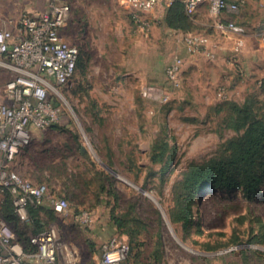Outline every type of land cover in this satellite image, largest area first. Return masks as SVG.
<instances>
[{
    "label": "rangeland",
    "instance_id": "obj_1",
    "mask_svg": "<svg viewBox=\"0 0 264 264\" xmlns=\"http://www.w3.org/2000/svg\"><path fill=\"white\" fill-rule=\"evenodd\" d=\"M231 1L237 11L215 14L208 4L188 11L185 0H168L157 17L153 10L143 16L146 24L125 0L67 1L71 21L62 34L80 48L77 71L68 86L50 92L57 127L33 128L31 145L13 164L24 179L46 184L49 198L67 201L63 213L48 203L38 212L42 232H57L65 264H97L114 238L130 243L139 264H264V244L253 242L256 219L264 220V176L253 194L201 191L187 228L174 216L185 174L231 156L250 125L264 121V104L244 110L237 99L239 53L264 49V0ZM178 3L188 17L182 31L167 22ZM219 53L231 68L222 70ZM179 59L172 79L167 70ZM11 79L0 68V85ZM4 200L0 195V205ZM9 225L26 254L29 239L34 256L37 226L22 218Z\"/></svg>",
    "mask_w": 264,
    "mask_h": 264
},
{
    "label": "built area",
    "instance_id": "obj_2",
    "mask_svg": "<svg viewBox=\"0 0 264 264\" xmlns=\"http://www.w3.org/2000/svg\"><path fill=\"white\" fill-rule=\"evenodd\" d=\"M166 1L126 0V3L138 13L136 21L146 24L143 16ZM202 4H208L215 14L238 10V4L231 0H185L188 11ZM70 17L71 6L67 1L48 0V12L21 17V33L17 36L8 29L0 31V57L14 73L3 89L9 102H0V194L11 193L15 212L22 219H27L30 204L43 206L48 203L58 213L65 212L68 207L64 199L49 198L46 184L24 179L13 169V164L31 145L33 128L45 129L56 121L58 109L50 99V92L53 89L57 92L56 87L68 86L76 74L80 48L62 36ZM226 29L242 31L233 24ZM242 45L240 40L236 50ZM181 64L179 59L168 68L169 77L175 79ZM82 218L87 220V214ZM33 242L37 253L27 255L11 226L0 219V264H25L30 257H36L35 264H59L55 229L40 233ZM129 254V245L114 238L103 245L99 264H124Z\"/></svg>",
    "mask_w": 264,
    "mask_h": 264
},
{
    "label": "trees",
    "instance_id": "obj_3",
    "mask_svg": "<svg viewBox=\"0 0 264 264\" xmlns=\"http://www.w3.org/2000/svg\"><path fill=\"white\" fill-rule=\"evenodd\" d=\"M184 5L176 4L170 15L167 17V22L170 27L181 30L185 28L188 17L184 13ZM228 103V101H227ZM230 105L232 103L229 102ZM57 127L56 125H52ZM249 136L244 140L243 144L238 143L233 154L229 157L210 161L204 164L193 166L179 182L175 191V209L174 216L177 221L183 223V226L191 225L193 219V204L198 199V195L206 188L220 189H236L243 188L245 192L254 193L260 189L263 182V173H259L258 169L264 167V162L261 161V155L264 152V121H257L250 125ZM86 154L85 148H83ZM105 190V186H102ZM4 202L0 205V219L5 220L8 224L12 223L18 226L19 216L15 212L13 197L10 192L5 191ZM43 206H35L30 204L27 208L29 224L36 225L37 234L43 231L38 212ZM53 210V209H52ZM118 229H122L124 222L112 215ZM258 233L253 240L255 243L264 244V220L256 219ZM17 230V229H16ZM27 244V252H34L35 249L30 244L29 239H24ZM130 247V254L124 264H139L133 254L132 246L124 239ZM149 264H155L151 262Z\"/></svg>",
    "mask_w": 264,
    "mask_h": 264
},
{
    "label": "crops",
    "instance_id": "obj_4",
    "mask_svg": "<svg viewBox=\"0 0 264 264\" xmlns=\"http://www.w3.org/2000/svg\"><path fill=\"white\" fill-rule=\"evenodd\" d=\"M68 1V0H65ZM126 2V0H125ZM159 5L156 6L151 14L155 17L158 16L160 12ZM48 12V0H0V31L1 30H11L15 36L21 33V26L19 25V21L21 17L25 14L31 15H42ZM71 21V17L69 23ZM69 23L65 28L68 27ZM64 28V29H65ZM63 29V30H64ZM62 30V33H63ZM63 36V34H62ZM66 40V38L63 36ZM77 46V45H76ZM179 51H183L184 45L180 44L178 46ZM220 55V66L223 69L231 68L227 65L226 61L228 57H225L223 53H219ZM197 56H191V62H197ZM238 62L242 67V75L241 78L238 79L237 82V92H238V104L244 110L249 106L252 102L256 105L264 104V49H257L253 51L243 50L242 53H239ZM0 68L11 73L13 78V71L6 67L4 59L0 57ZM208 72H213V70L204 69ZM210 74V73H209ZM210 78V77H209ZM6 85V84H5ZM5 85H0V102L8 103L9 99L3 93V89ZM58 252V250H57ZM31 255V254H27ZM35 261L37 260L36 257ZM28 259V258H27ZM25 261V264H29V260ZM59 264H65L66 258L59 259ZM100 261L97 263L99 264Z\"/></svg>",
    "mask_w": 264,
    "mask_h": 264
},
{
    "label": "bare ground",
    "instance_id": "obj_5",
    "mask_svg": "<svg viewBox=\"0 0 264 264\" xmlns=\"http://www.w3.org/2000/svg\"><path fill=\"white\" fill-rule=\"evenodd\" d=\"M152 196V195H151ZM153 197V196H152ZM170 229H172L171 227H170Z\"/></svg>",
    "mask_w": 264,
    "mask_h": 264
}]
</instances>
